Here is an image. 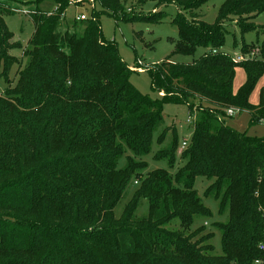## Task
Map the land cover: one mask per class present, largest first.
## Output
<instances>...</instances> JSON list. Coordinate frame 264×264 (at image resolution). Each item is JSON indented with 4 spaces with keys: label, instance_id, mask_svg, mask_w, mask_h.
<instances>
[{
    "label": "trees",
    "instance_id": "obj_1",
    "mask_svg": "<svg viewBox=\"0 0 264 264\" xmlns=\"http://www.w3.org/2000/svg\"><path fill=\"white\" fill-rule=\"evenodd\" d=\"M54 1L55 12H30L28 61L13 86L8 75L18 59L11 51L22 45L4 18L9 4L0 0V77L8 85L0 92V264H264V137L226 124L233 107L249 111L251 125L264 119V100L258 107L249 103L264 73V25L254 23L264 0H225L212 23L197 13L209 0H155L178 8L174 51L148 71L153 91L161 94L156 99L130 81L135 71L104 37L100 18L156 23L166 13L120 15L123 0H84L103 10L94 7L86 20H77L85 27L79 34L60 26L70 0ZM233 19L243 34L262 35L254 49L259 58L236 62L221 51ZM254 46L244 43L241 51L250 57ZM198 48L207 51L191 63L171 61ZM238 66L247 79L236 94ZM166 103L187 105L195 116L180 155L185 164L175 176L164 169L145 173L143 160L164 123ZM158 144L156 159L173 167L176 127L163 129ZM199 176L212 180L206 195L228 216L217 226L221 254L206 225L192 230L197 217L211 216L195 188ZM134 181L139 186L116 217ZM143 200L148 212L139 216Z\"/></svg>",
    "mask_w": 264,
    "mask_h": 264
},
{
    "label": "rangeland",
    "instance_id": "obj_2",
    "mask_svg": "<svg viewBox=\"0 0 264 264\" xmlns=\"http://www.w3.org/2000/svg\"><path fill=\"white\" fill-rule=\"evenodd\" d=\"M225 0H209L197 10V13L201 15V18L209 23L215 21L219 8ZM124 8L120 15L125 13H140L141 15H149L157 12L166 13L159 22H147V21H125L115 20L113 16L104 14L101 16V26L104 37L109 41H114L117 46L121 57L124 61L135 71L130 77V81L135 87L142 93L149 95L151 98H160L158 92L153 91L151 86V78L148 71L154 67L155 64H159L172 55L175 48V41L178 39V28L172 23L173 18L178 13V8L175 4L159 3L155 0H147L144 4H138L137 0H123ZM10 14L5 15V21L9 30L14 34L13 41L19 42L22 45L21 49L12 50L11 54L17 57L16 64L11 68L8 77L12 81L14 86L18 79L19 70L24 67L28 61L24 51L30 49L28 44L33 32L34 23L31 19L30 12L32 9L39 7L46 12H55L57 5L54 0H43L39 4L37 0H7ZM103 10L102 6L94 1L86 2L84 0H70V5L65 12L64 17L60 22V26L63 30L77 31L82 34L84 30V24L81 21H77L76 17L80 14L90 15L92 8ZM119 15V16H120ZM121 17V16H120ZM77 21V22H76ZM257 26L264 25V13L254 20ZM226 43L221 49L222 52L235 57L237 54H241L247 57L250 53L244 54L241 49L244 43L255 45L259 47L263 37L259 35L256 30H252L246 33H242L237 26V19L230 20L226 23ZM204 48H198L194 55H182L175 54L171 57V61L174 63H191L195 59H198ZM257 50V49H256ZM207 51V50H206ZM253 51H251L252 53ZM252 55L251 59H257L259 57ZM142 64H139V60ZM249 59V58H248ZM2 69L0 68V73ZM247 79L246 70L242 66L236 68V75L234 79V92L237 94L241 87L244 85ZM7 83L0 77V92L3 93L7 87ZM264 100V73L258 79L254 86L250 97L249 103L253 107H258ZM232 109L238 110L233 116L226 118V124L240 132H247L250 136L264 137V119H261L258 124L251 125V114L249 111H239L238 108ZM164 123L155 132L152 144L151 152L143 157V160L147 163L145 173L156 170L164 169L169 172L170 175L175 176L176 173L184 166L185 161L181 158L183 152L180 147L177 151V159L173 167L169 166L167 159H156L158 150L162 147L158 144V137L163 129L167 127L175 126L178 132L180 144L184 141H190L193 133V123L195 117H192L194 122L189 123L188 119L191 116L187 105L166 103L163 105ZM171 139L169 135L168 140ZM128 154H130L128 152ZM127 154L123 155L118 162V167L123 168L126 165ZM212 183V180L204 176H199L196 179L195 188L198 195L204 205L211 211V216L196 218L192 230H196L201 227H205V232L212 235V244L215 248L216 254L222 253V234L219 228V224L227 221V215H220L218 201L213 197L206 195L208 186ZM139 186L136 181L132 182L127 190L126 196L120 201L115 208L116 217H120L123 213L125 205L131 199L135 189ZM148 212V204L146 200L142 201V204L138 208V215L142 216ZM171 228H177L176 225Z\"/></svg>",
    "mask_w": 264,
    "mask_h": 264
},
{
    "label": "built area",
    "instance_id": "obj_3",
    "mask_svg": "<svg viewBox=\"0 0 264 264\" xmlns=\"http://www.w3.org/2000/svg\"><path fill=\"white\" fill-rule=\"evenodd\" d=\"M88 17H89V16H87L86 14H80V15H78V16L76 17V19H77V20H86ZM213 53H217V51L214 50ZM255 53H256V52L253 51L252 55H254ZM252 55H251V56H252ZM251 56H250V57H251ZM250 57H249V56L245 57V56H243V55H241V54H237V55L234 57V59H235L236 62H240V61H244V60H246V59H248V58H250ZM138 60H139L138 63H139V64H142L141 60H140V59H138ZM236 112H238V110L230 108V109L227 110V115H228V116H233V115H235ZM192 117H195V116H194L193 114H191V116H189V119H188V122H189V123L194 122V121L192 120ZM188 144H189V141L184 140V141L180 144L179 147H180V149L183 151V150H185V149L187 148ZM136 182H137V181H136ZM259 249L262 250V251H264V243H261V244L259 245ZM255 264H261V261H260V260H257V261H255Z\"/></svg>",
    "mask_w": 264,
    "mask_h": 264
},
{
    "label": "crops",
    "instance_id": "obj_4",
    "mask_svg": "<svg viewBox=\"0 0 264 264\" xmlns=\"http://www.w3.org/2000/svg\"><path fill=\"white\" fill-rule=\"evenodd\" d=\"M65 16H66V15H65ZM205 52H206V49L203 50L201 56H202ZM159 95H161V94H159Z\"/></svg>",
    "mask_w": 264,
    "mask_h": 264
}]
</instances>
